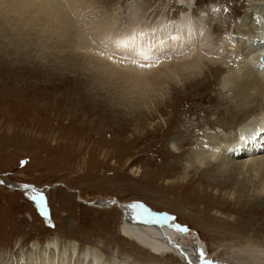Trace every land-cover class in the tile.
Returning <instances> with one entry per match:
<instances>
[{
	"label": "rangeland",
	"instance_id": "374dc122",
	"mask_svg": "<svg viewBox=\"0 0 264 264\" xmlns=\"http://www.w3.org/2000/svg\"><path fill=\"white\" fill-rule=\"evenodd\" d=\"M195 1L198 11L209 3L219 6V20L228 24L227 29L236 28L247 10V0ZM89 3L85 16L91 36L102 26L100 22L107 24L109 19L118 18L115 30H121L142 15L157 20L166 13L178 17L186 10L178 0ZM8 4L0 0V264H15L17 253L56 237L102 247L106 255L118 252L132 263H187L181 254L159 249V242L152 248L146 240L133 239L124 227L126 204L143 205L149 213L172 216L186 226L187 231L178 232L180 240L173 238L176 244L201 242L209 258L218 262L256 263L257 259L232 246L264 236V199L256 193L264 171L258 175L235 171L233 182L221 190L216 182L228 181V173L202 169L193 173L184 164L195 138L210 127L213 113L220 112L216 115L222 123L228 114H238L239 102L219 90L213 70L206 71L205 79L188 78L189 72L178 69V73L174 66L146 76L120 75L126 67L115 70L99 53L76 49L77 31L65 33L51 26L44 32L41 21L26 26L29 13L10 11ZM133 5L140 9L138 17L129 15ZM250 19L256 26L257 18ZM219 23L223 30L216 35L225 36L228 31ZM183 79V85L178 83ZM139 80H146V90L135 85ZM156 88L162 96L158 89L154 92ZM221 122L212 133L225 136L236 125ZM173 137L183 142L184 155L172 152ZM183 175L190 181L181 180ZM186 181L189 184L184 186Z\"/></svg>",
	"mask_w": 264,
	"mask_h": 264
},
{
	"label": "bare ground",
	"instance_id": "6f19581e",
	"mask_svg": "<svg viewBox=\"0 0 264 264\" xmlns=\"http://www.w3.org/2000/svg\"><path fill=\"white\" fill-rule=\"evenodd\" d=\"M8 1L9 6L7 9L10 11L18 12V10H21L23 13H29L28 18H24L26 19V21H24L26 26H33L38 21H41V30L44 32L47 29H51V26L56 28L55 30H57V28H63L65 33H69L72 30L75 32L77 31V39H72L74 40L73 42H75L74 46L76 49L84 48L95 54L99 53L100 55L103 53L101 56L106 59L115 70L118 66L121 68H127L126 71L120 72L119 70V74L125 73L124 75H127L128 77H135V75L146 76L148 73L154 72L155 70L174 66V71L180 69L183 73L189 72L190 75H188V78L193 75L195 78L201 76L205 79L207 77L206 71L213 70V74H211L213 75L214 80L219 82V90L224 94H230V100L233 99L234 101L235 98V100L239 102L237 106L238 114H228L229 116L224 118L227 120L225 123H227L228 126H232V124L236 125L233 126L232 131L226 133L225 136H219L217 131L212 133L213 130L218 128L216 124H219V122L223 120L221 116L216 115L217 113L220 114V112L216 111L217 113H213L212 118L208 121V123L210 122V127L208 128L205 126L202 136L196 133L199 137L197 136L195 138L197 139V142H194L195 144L190 147L191 153H186L187 156L184 158V164L187 167L185 166V168H191L188 171L193 173L199 169L208 173L209 170L228 173L230 175L228 181L219 180L216 182L220 183L219 185L216 183L213 184L218 185L221 190L228 188L233 182L235 178L233 173L235 171L240 173L253 171L254 175H258L259 172L264 171V66L263 61L260 60V56L264 53V49L261 48V44H258V42L255 41L256 35L258 34L257 29L259 28V24L255 26L250 19L253 18L252 11L257 10L259 11H256L258 16L261 15V17H257L256 22L260 20L264 22V0H247L245 3L247 4V10L244 12L243 16H241V24L238 21V24L240 25L236 29V31L238 30L237 34L225 35L224 38H221V33H217L216 35V31L223 30L219 22L223 24L222 27L225 25L224 30L228 27L226 22L219 20L222 17V15L217 13L219 12V6L217 7V5L209 3L206 8L198 11L194 9L196 6L193 7L192 5L196 2L195 0H178L180 2L179 5L186 9L185 13L181 9L183 12H180L182 19L169 21L167 13L157 20H155V18L149 20L148 17L142 15V17L139 18L141 20H137V22L135 20L136 23L131 27H124L123 29L120 28L121 30H115V27L118 26L117 29L119 28V25L117 24L118 18L113 17L114 19H109L107 24L100 22L102 26H98L100 28L97 29L96 34L92 36L91 33L87 31L89 19L85 16L88 6L91 5L89 3L91 0ZM117 7L119 8V6ZM132 7L131 10H128L130 11L129 15L138 17L137 14L140 9L134 5ZM100 11H102V9ZM102 15L104 16V14ZM91 22L93 23L95 21L92 20L90 23ZM31 31H33V29ZM141 33H145L146 35L141 36ZM74 34L75 33H73V35ZM133 35L136 36L137 43L142 47L143 51L151 57V59L145 60L142 57H138L135 60L131 58L124 59L125 50L122 48L117 49L116 42L118 40L128 39ZM60 37L62 36L60 35L59 38ZM74 37L75 36H73V38ZM101 41H103L104 44H107L108 47H105ZM182 48V51L188 49V54L174 53L175 50L178 52V49ZM110 57L111 59H109ZM156 57H160V59L157 60ZM100 62L103 61L100 60ZM94 63L96 64L98 62ZM147 63H151L153 67H139L140 64ZM177 72L179 73V71ZM173 74L176 76V72H173ZM171 79L172 78L167 79V82L168 80L171 81ZM176 79L178 78L176 77L174 80ZM164 80L165 79L163 78V81ZM179 81L180 82L178 83L182 84L181 81H184V79ZM164 82L161 81L163 85ZM178 83L176 85H180ZM135 85L146 90L148 83H146V80H139L135 81ZM134 88L137 87L134 86ZM153 88H155V86ZM37 89L38 88L36 87V90ZM154 90V92L157 90V93L160 91L159 88ZM139 91L140 89L138 92ZM158 94L162 96L160 92ZM44 95L40 94V98L47 99ZM26 96H28V93ZM251 103L254 104L251 105ZM233 104L234 102L232 105ZM225 111H228L229 113L228 108ZM225 123L222 124L225 125ZM207 128L209 129L208 132L206 131ZM181 131L184 130L181 129ZM192 134H194L193 131L191 132V135ZM254 135H256V137ZM253 139L254 143L251 142ZM173 141L171 144L172 152L174 154L183 153L184 155L186 151L184 149L181 151L183 148V142H180L181 140L176 141L175 137H173ZM249 141L251 143H248ZM176 144H178V146ZM205 145H207V147H205ZM258 145H262L263 149L258 148ZM238 149H240L241 155L234 156V152ZM247 152L250 154H247ZM196 161L198 163H196ZM171 165L173 166L172 163ZM209 165L212 166V168L205 170ZM215 172L214 176L217 174H215ZM181 178V180H185L188 178V175H183ZM189 181L183 182V185H188ZM178 182L176 181V184ZM31 188L41 193L45 191L44 188L39 189L34 185ZM256 189V193L260 195L261 199H264V182L257 184ZM189 197L192 198L189 195L186 196L187 199ZM131 206L132 204L125 205L127 219L124 227L132 238L136 237L142 242H145L146 240L150 243L152 248L156 247V243L159 242L161 244L159 249H162V251L181 254L187 262L183 264H201L200 250H203L204 258L206 260L215 261L210 259L211 257L209 258L206 245L197 242L198 240H196V246H194V244L188 246L180 242L176 244V242L172 241L173 238H178L177 240H180V236L182 235L178 232L184 230L183 228L178 229L174 226L179 224V222L178 220L169 218L172 216L149 213L150 211L148 212L143 205L135 210H133ZM137 213H139V215H137ZM242 241L244 242H241V244H233L232 247H236L237 251H240L246 256L257 259V262L254 264H264V236H258L248 240L243 239ZM139 247L142 246H137V248ZM58 248H60L59 252ZM103 250L102 247L81 244L77 240L65 241L62 240V238L56 237V239L48 241V244L41 245L40 243H35L25 251L17 253L15 264H141L138 262L132 263L129 256H119L118 252L106 255L107 251L104 252L105 250ZM151 255L153 254L151 253ZM153 257H155V255H153ZM150 263L163 264L161 261L158 263ZM237 263L242 264L241 260ZM219 264L225 263L219 262Z\"/></svg>",
	"mask_w": 264,
	"mask_h": 264
},
{
	"label": "snow or ice",
	"instance_id": "6c2138e0",
	"mask_svg": "<svg viewBox=\"0 0 264 264\" xmlns=\"http://www.w3.org/2000/svg\"><path fill=\"white\" fill-rule=\"evenodd\" d=\"M141 36L143 35H146L145 33H141L140 34ZM102 44H104L103 41H101ZM105 47H108L107 44H104ZM116 48L117 49H124L125 50V53H124V59H133L135 60L136 58L138 57H142L143 59L145 60H149L151 59V57L145 53L142 49V47L137 43V40H136V36L133 35L131 37H129L128 39H122V40H118L116 42ZM101 55H103V53H101ZM167 55V54H165ZM111 59V57L109 58ZM157 60L160 59V57H156ZM139 67L141 68H151L153 67V65L151 63H147V64H140ZM205 147H207V145H205ZM113 203H115L113 201ZM139 207H142V205L140 204H133L131 206V208L133 210H135L136 208H139ZM137 215H139V213H137ZM170 219H175L174 217H169ZM176 228L178 229H181L183 228L185 231H187V228L186 226H182V225H179V224H176L174 225ZM200 258H201V264H219L218 261H208L204 258V252L203 250H200Z\"/></svg>",
	"mask_w": 264,
	"mask_h": 264
},
{
	"label": "water",
	"instance_id": "95a60500",
	"mask_svg": "<svg viewBox=\"0 0 264 264\" xmlns=\"http://www.w3.org/2000/svg\"><path fill=\"white\" fill-rule=\"evenodd\" d=\"M0 182H3V180L0 179ZM26 187H29V188H30V187H33V186H32V185H31V186H27V185H26Z\"/></svg>",
	"mask_w": 264,
	"mask_h": 264
}]
</instances>
